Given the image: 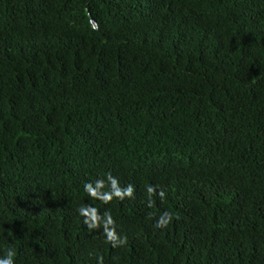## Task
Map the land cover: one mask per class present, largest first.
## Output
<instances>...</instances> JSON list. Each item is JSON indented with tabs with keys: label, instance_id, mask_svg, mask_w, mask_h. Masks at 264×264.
<instances>
[{
	"label": "trees",
	"instance_id": "obj_1",
	"mask_svg": "<svg viewBox=\"0 0 264 264\" xmlns=\"http://www.w3.org/2000/svg\"><path fill=\"white\" fill-rule=\"evenodd\" d=\"M9 250L264 264V0H0Z\"/></svg>",
	"mask_w": 264,
	"mask_h": 264
},
{
	"label": "clouds",
	"instance_id": "obj_2",
	"mask_svg": "<svg viewBox=\"0 0 264 264\" xmlns=\"http://www.w3.org/2000/svg\"><path fill=\"white\" fill-rule=\"evenodd\" d=\"M85 190L88 191L90 194L95 195L94 190L92 189L91 185H85ZM131 187L128 189V194L131 195ZM149 191L151 192L152 189L150 188ZM163 193H161V196ZM80 212L82 215H84L87 219L85 220L86 223H88L89 228L96 227L97 226V221L98 217L96 215L95 209H80ZM171 220V216L168 213H164L160 220L157 222V227H162L166 226L167 223ZM112 220L109 218L107 221V224H112ZM105 231L107 233L108 239L109 240H115L116 236L114 231L109 230L108 227H105ZM121 243L124 241L121 240ZM15 256V251L14 250H9L6 254V257L3 259H0V264H14L13 257Z\"/></svg>",
	"mask_w": 264,
	"mask_h": 264
}]
</instances>
